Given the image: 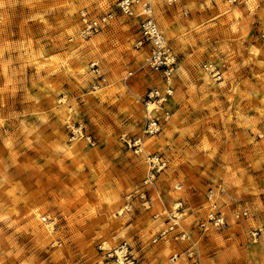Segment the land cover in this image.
I'll return each mask as SVG.
<instances>
[{
    "label": "rangeland",
    "instance_id": "obj_1",
    "mask_svg": "<svg viewBox=\"0 0 264 264\" xmlns=\"http://www.w3.org/2000/svg\"><path fill=\"white\" fill-rule=\"evenodd\" d=\"M120 1L0 0V264H264V0Z\"/></svg>",
    "mask_w": 264,
    "mask_h": 264
},
{
    "label": "built area",
    "instance_id": "obj_2",
    "mask_svg": "<svg viewBox=\"0 0 264 264\" xmlns=\"http://www.w3.org/2000/svg\"><path fill=\"white\" fill-rule=\"evenodd\" d=\"M135 0H121L119 2L120 9L126 13H132V4ZM146 15L141 22V34L143 40H147L151 44V56L150 64L152 66H158L162 64L169 65L173 62V54L168 46L165 36L159 26L157 25L155 19L150 15V10L146 8ZM85 26L88 30H96L101 24L102 20L98 18H88L84 16L83 18ZM142 41H140L141 43ZM172 94V87L169 81H166V86L164 88L154 87L151 88L147 93V102L155 101L160 104L165 103L169 96ZM160 129L159 118L156 116L148 117V123L145 128V133H155ZM130 145L133 144L136 148L141 144V138L135 137L130 138ZM148 160L151 163V173L149 178L153 179L155 172L161 171L166 167V160L159 155H148ZM210 219L213 220L215 225L223 224V217L212 213Z\"/></svg>",
    "mask_w": 264,
    "mask_h": 264
}]
</instances>
